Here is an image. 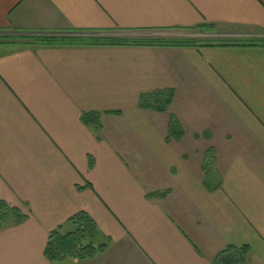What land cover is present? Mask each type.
I'll list each match as a JSON object with an SVG mask.
<instances>
[{
    "label": "crops",
    "instance_id": "1",
    "mask_svg": "<svg viewBox=\"0 0 264 264\" xmlns=\"http://www.w3.org/2000/svg\"><path fill=\"white\" fill-rule=\"evenodd\" d=\"M202 27L216 39L195 47L33 41ZM2 31L0 202L27 218L0 264H214L229 246L264 264V0H0ZM159 90L169 113L140 109ZM81 212L105 252L50 261Z\"/></svg>",
    "mask_w": 264,
    "mask_h": 264
},
{
    "label": "trees",
    "instance_id": "2",
    "mask_svg": "<svg viewBox=\"0 0 264 264\" xmlns=\"http://www.w3.org/2000/svg\"><path fill=\"white\" fill-rule=\"evenodd\" d=\"M36 45L47 46H174L195 47L198 46L193 40H164L154 38L129 37V36H47L33 38ZM263 44V43H259ZM174 101V91L159 90L143 94L140 98L139 107L143 110L154 111L161 114L169 113ZM87 125H93L96 130H101V114L91 113L83 116ZM182 132L176 119H171L170 137L179 139ZM212 169H208L210 173ZM221 188L216 186L213 189ZM26 215L18 208L12 207L4 201L0 202V231L10 225H19L26 219ZM74 229L71 232H63L57 229L50 233L49 242L45 255L52 262L66 259H92L98 254L105 252L106 245H95L98 236V228L95 222L81 212L70 219ZM250 255L248 246H229L222 251L214 264H247Z\"/></svg>",
    "mask_w": 264,
    "mask_h": 264
},
{
    "label": "rangeland",
    "instance_id": "3",
    "mask_svg": "<svg viewBox=\"0 0 264 264\" xmlns=\"http://www.w3.org/2000/svg\"><path fill=\"white\" fill-rule=\"evenodd\" d=\"M215 31L209 30V27H202L192 30H178V31H154V32H147V33H140L139 35L142 38H154V39H164V40H193L196 41L197 44H202L205 42H208L210 40H215V37H211L212 34H214ZM108 34V33H107ZM7 35H10L11 37L15 36L16 34H13V32L9 31H2L0 32V38L7 37ZM109 35L112 36H127L126 34H122L118 31L115 32H109ZM9 36V37H10ZM93 36V35H92ZM96 36V35H95ZM99 36H106L104 34ZM29 44L33 43L28 41Z\"/></svg>",
    "mask_w": 264,
    "mask_h": 264
}]
</instances>
